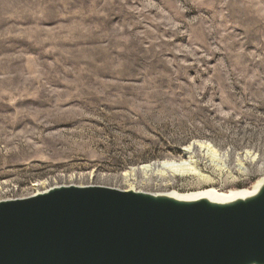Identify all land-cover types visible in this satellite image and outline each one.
Masks as SVG:
<instances>
[{
  "label": "rangeland",
  "instance_id": "rangeland-1",
  "mask_svg": "<svg viewBox=\"0 0 264 264\" xmlns=\"http://www.w3.org/2000/svg\"><path fill=\"white\" fill-rule=\"evenodd\" d=\"M261 180L264 0H0V201Z\"/></svg>",
  "mask_w": 264,
  "mask_h": 264
},
{
  "label": "water",
  "instance_id": "water-1",
  "mask_svg": "<svg viewBox=\"0 0 264 264\" xmlns=\"http://www.w3.org/2000/svg\"><path fill=\"white\" fill-rule=\"evenodd\" d=\"M0 264H264V185L231 204L94 186L0 201Z\"/></svg>",
  "mask_w": 264,
  "mask_h": 264
},
{
  "label": "bare ground",
  "instance_id": "bare-ground-1",
  "mask_svg": "<svg viewBox=\"0 0 264 264\" xmlns=\"http://www.w3.org/2000/svg\"><path fill=\"white\" fill-rule=\"evenodd\" d=\"M169 169H171L172 172H177V173L179 172V174L181 173V174H186V175H189L188 172L190 171V170L184 169V166L182 165L179 166L176 164L172 165ZM263 185H264V180H261L256 184V186L251 192L241 191V192L231 193L227 195L218 194L217 192H214V191H203L198 194L187 195V196H178V195H173V194L153 195V196H164V197L172 198V199H175L181 202H194L198 200H206L213 204H231L236 201L246 200L251 197H254L255 195H257V193L260 191ZM128 191H132V190H128Z\"/></svg>",
  "mask_w": 264,
  "mask_h": 264
}]
</instances>
